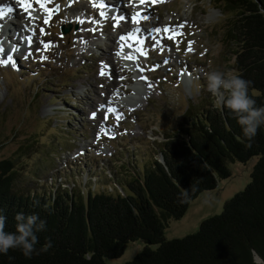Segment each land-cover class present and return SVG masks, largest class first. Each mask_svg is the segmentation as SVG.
<instances>
[{
	"label": "rangeland",
	"instance_id": "rangeland-1",
	"mask_svg": "<svg viewBox=\"0 0 264 264\" xmlns=\"http://www.w3.org/2000/svg\"><path fill=\"white\" fill-rule=\"evenodd\" d=\"M11 2H15L20 14H25L26 22L12 14L5 17L9 22L5 18L0 21V36L5 38V53L0 59L7 57L8 44L16 38L21 40V45H16L20 47L15 53L17 66H0V160L14 162L15 189L20 192L50 194L69 187L78 192L88 181L94 187L99 176L115 167L113 163H127L134 155L147 159L153 154L151 144L163 142L177 132L188 109L196 111L209 101L215 105L222 102L208 91V72L237 74L236 47L226 39L231 11L226 10L223 0H192L194 6L187 13L181 0L132 9L130 2L110 0L125 14H150V19L139 25L132 24L129 17L118 27H114L112 14L107 20L99 16L93 0H52L48 7H58L60 11L47 25L43 23L46 13L35 0V20L27 18L17 0ZM95 2L99 4L101 0ZM79 20L85 23L81 25ZM137 27H172L183 35L169 40L167 34L157 36L153 32L160 45H145L148 57L140 56L134 51L138 45L129 42L133 47L129 51L125 47L124 53L137 59H122L115 54L120 50L119 38ZM41 28L47 35L40 34ZM63 28L70 31L64 33ZM93 28L95 32L88 31ZM31 29H35L36 36L28 48L23 37ZM140 34L141 38L148 35L147 31ZM41 40L53 47L43 50ZM190 43L194 49L191 53L187 51ZM27 52L32 55L25 59ZM165 60L169 63L164 64ZM157 64L159 68L149 70ZM137 65L145 71L140 72ZM186 74L191 77L189 83L183 80ZM141 76L147 77L153 87L149 88ZM99 78L109 89H103L104 85L97 82ZM101 99L106 103L101 104ZM100 105L117 112L104 120L106 110H101ZM93 113L95 119L91 118ZM117 114H122V119L117 120ZM102 127L109 129L107 135L101 132ZM257 162L258 158L247 164L230 163L231 177L220 180L216 190L203 192L192 201L185 216L166 228L165 238L195 234L202 222L220 215L225 203L250 184ZM146 246L158 248L143 241L132 242L122 256L107 258L105 263L127 264Z\"/></svg>",
	"mask_w": 264,
	"mask_h": 264
},
{
	"label": "trees",
	"instance_id": "trees-1",
	"mask_svg": "<svg viewBox=\"0 0 264 264\" xmlns=\"http://www.w3.org/2000/svg\"><path fill=\"white\" fill-rule=\"evenodd\" d=\"M223 1L231 11L226 39L236 47L237 74L251 81L249 96L256 107H264V0ZM248 144L226 104L209 101L196 111L188 109L177 132L151 144L150 157L133 153L127 163H113L94 187L88 181L78 192L71 187L50 194L20 192L14 162L2 159L5 231L16 232L17 213L38 215L46 229L36 233V248L48 240L52 247L31 259L10 250L0 254V264H106L137 241L158 248L146 246L127 264H264V125ZM254 158L250 184L225 203L220 215L202 222L195 234L165 238L166 228L185 216L192 201L231 177L230 163Z\"/></svg>",
	"mask_w": 264,
	"mask_h": 264
},
{
	"label": "clouds",
	"instance_id": "clouds-1",
	"mask_svg": "<svg viewBox=\"0 0 264 264\" xmlns=\"http://www.w3.org/2000/svg\"><path fill=\"white\" fill-rule=\"evenodd\" d=\"M184 12H190L192 0H181ZM208 91L226 104L242 128L248 139V147L257 135L258 129L264 125V107H256V101L248 94L251 81L233 72L210 71L206 74ZM225 94L227 98L225 99ZM187 198V191L181 194V203ZM7 218L0 215V254L8 255L10 250H19L26 259L40 255L52 247L51 240L37 249V232L46 229V221L38 215L25 216L22 212L15 216L16 232H6ZM12 259V257H9Z\"/></svg>",
	"mask_w": 264,
	"mask_h": 264
},
{
	"label": "snow or ice",
	"instance_id": "snow-or-ice-1",
	"mask_svg": "<svg viewBox=\"0 0 264 264\" xmlns=\"http://www.w3.org/2000/svg\"><path fill=\"white\" fill-rule=\"evenodd\" d=\"M119 3V0H117ZM129 2L132 4L133 7L137 6H143L145 4H151V5H156L165 2V0H129ZM18 5L20 8L23 9V12L27 14V18L29 20H35L37 17L33 15V13L36 11V9L33 6L32 0H17ZM52 3V0H35V4L39 5L40 9L43 10L44 13H46V17L43 21L44 24H50V21L52 19V16L54 13L59 12L60 9L58 7H48L49 4ZM93 6L98 8L99 11V16L105 20L109 18V10H112V19L115 21L114 27L120 26L121 21H125L127 19L131 20L132 24L139 25L142 21H148L150 19V14H144V12H136L134 14H125L122 12L120 7H116L113 3L110 2V0H101L99 4L93 0ZM128 5H122V7H127ZM14 9L12 6H7L6 8H0V21H2L6 16L9 14L13 13ZM79 24L85 23L84 20H79ZM91 23H97V21H90ZM3 25H0V28H2ZM184 25H180L179 28H183ZM88 31L95 32L96 29H89ZM141 31H147L148 35L145 38H141L138 34ZM155 32L157 36L163 34H167V39L169 40H175L177 36H182L183 33L180 32L177 28H172V27H164L161 29L160 27H155L151 30H142L139 27H137L134 31H132L129 35H121L119 38L120 41V50L117 51L115 54L117 56H120L122 59L126 60H131L135 61L137 57L135 55H125L124 53V48H132L133 44L129 42H134L138 47L134 48L135 52H138L140 56L142 57H148V50L146 49L145 45L148 47H155L160 45L159 40H155V37L152 36V33ZM40 34L41 35H47L45 33V30L43 28L40 29ZM36 36V31L35 29L30 30V34L27 36L23 37V40L27 42V47L31 48L34 43V37ZM83 43H86V41H82ZM40 44L43 46V50H48L53 45L51 43H45L43 40L40 41ZM177 50H179V42L177 41ZM20 51V49L16 45H12L10 48V52L7 55L6 58L0 59V66H9L11 65L12 67L17 66L16 58H15V53ZM39 51V49H38ZM187 51L191 53L194 51L192 48L191 43L188 45ZM5 53V45H4V40L0 39V56H3ZM31 52H27L23 58H28V56H31ZM43 59H47V57H43ZM169 61L165 60L164 64H168ZM139 68L140 72H144V68H140L139 65H137ZM160 65H154L152 66L149 70L155 71L157 68H159ZM171 71V69H169ZM100 75L103 76L105 75V72L103 69L100 72ZM123 79V78H120ZM140 79L144 80L145 82L148 83L149 88L153 87L152 83L148 81V78L145 76H141ZM117 95L119 93L117 92ZM99 108L101 110H106V114L104 116V120L108 119V114L111 113H116L117 110L115 108L107 107L106 105H100ZM96 113L92 114L93 119H95ZM116 119L120 120L122 119V114H117ZM109 129L101 128V132H103L105 135H107Z\"/></svg>",
	"mask_w": 264,
	"mask_h": 264
},
{
	"label": "bare ground",
	"instance_id": "bare-ground-1",
	"mask_svg": "<svg viewBox=\"0 0 264 264\" xmlns=\"http://www.w3.org/2000/svg\"><path fill=\"white\" fill-rule=\"evenodd\" d=\"M119 1H127L128 3H129V0H119ZM0 2H3L2 4L0 3V8H6L7 6H12L13 7V9H14V11H13V13H11L13 16H15V17H18V19H21V20H23V22L25 23L26 22V16H25V14H20L18 11H17V9L15 8V2H11V0H0ZM5 4V5H4ZM52 5V4H51ZM132 8H134L133 6H131V9ZM109 13L110 14H113L112 13V10L110 9L109 10ZM7 18H5V21L6 22H9V21H7L6 20ZM8 24V23H7ZM9 25V24H8ZM11 25V24H10ZM129 27V24H128V26H127V28ZM15 29V28H14ZM5 31H6V33H8V35H9V29L8 28H5ZM26 32V31H25ZM122 33H125V32H123V30L121 31ZM28 33V32H27ZM22 35V34H21ZM139 35H141L140 33H139ZM20 36V35H19ZM18 38H16V40L15 41H13L12 42V44H8V47H7V49H8V54H9V52H10V48H11V46L12 45H21V40H17ZM20 48V47H19ZM190 79H191V77L189 76V75H183V80L184 81H186V82H190ZM97 82H100L101 84H103L104 85V87H103V89H109L108 87H106V82L104 81V79L103 78H99L98 80H97ZM108 85V84H107ZM108 86H110V85H108ZM91 89L92 88H90L89 89V91H91ZM89 91H88V94H89ZM108 99V98H107ZM102 103H106L105 102V100L104 99H101V104Z\"/></svg>",
	"mask_w": 264,
	"mask_h": 264
},
{
	"label": "water",
	"instance_id": "water-1",
	"mask_svg": "<svg viewBox=\"0 0 264 264\" xmlns=\"http://www.w3.org/2000/svg\"><path fill=\"white\" fill-rule=\"evenodd\" d=\"M70 31V29H66V28H63V32L64 33H68ZM162 162H163V159H162ZM145 243H148V242H145ZM256 261L258 262V263H261L262 262V260L258 257V256H256Z\"/></svg>",
	"mask_w": 264,
	"mask_h": 264
}]
</instances>
